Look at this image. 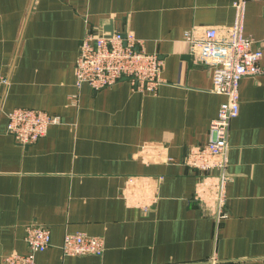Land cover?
I'll return each mask as SVG.
<instances>
[{"label":"crops","instance_id":"crops-1","mask_svg":"<svg viewBox=\"0 0 264 264\" xmlns=\"http://www.w3.org/2000/svg\"><path fill=\"white\" fill-rule=\"evenodd\" d=\"M236 1L0 0V264L28 252L31 223L52 232L39 264H264V73L240 81L225 216L220 169L185 162L192 146L209 141L226 97L212 90L211 67L183 34L210 26L224 34ZM110 24L164 58L156 93L128 80L100 90L76 85L81 40ZM243 27L264 64V0L245 3ZM16 107L59 122L20 144L7 129ZM68 231L101 236L104 253L64 255Z\"/></svg>","mask_w":264,"mask_h":264},{"label":"built area","instance_id":"built-area-1","mask_svg":"<svg viewBox=\"0 0 264 264\" xmlns=\"http://www.w3.org/2000/svg\"><path fill=\"white\" fill-rule=\"evenodd\" d=\"M247 1L234 3L236 20L224 29V34L220 35L214 26L205 28L203 33L192 28L183 34L192 45L196 59L211 67L212 90L226 97L211 121L209 141L192 146L185 156V162L200 171L213 166L220 169L221 179L216 193L220 216H225L229 136L232 121L240 111V81L244 76L264 73L263 51L255 47V38L244 34L243 10ZM164 66V58L157 52L147 51L144 40L133 31L127 28L108 31L103 26L91 28L81 40L76 59V85L88 84L94 90H100L128 80L136 90L156 93L164 82ZM71 99L77 100V95H72ZM8 118V131L23 145L36 142L46 135L51 124L59 122L57 116L30 107H16L8 113ZM215 156L218 161L213 163ZM25 240L28 252L10 253L4 256L3 264H39L36 254L51 246V229L43 224H28ZM61 248L64 255H102L105 242L101 236L68 231ZM212 264L220 263L213 259Z\"/></svg>","mask_w":264,"mask_h":264},{"label":"water","instance_id":"water-1","mask_svg":"<svg viewBox=\"0 0 264 264\" xmlns=\"http://www.w3.org/2000/svg\"><path fill=\"white\" fill-rule=\"evenodd\" d=\"M105 30H108V31H113V25L110 24V26H106L105 27Z\"/></svg>","mask_w":264,"mask_h":264}]
</instances>
